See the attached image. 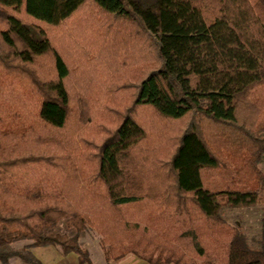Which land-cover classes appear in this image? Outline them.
Masks as SVG:
<instances>
[{
  "label": "trees",
  "instance_id": "obj_1",
  "mask_svg": "<svg viewBox=\"0 0 264 264\" xmlns=\"http://www.w3.org/2000/svg\"><path fill=\"white\" fill-rule=\"evenodd\" d=\"M212 1L209 16L201 0H91L55 35L47 27L88 0H0L15 58L51 57L50 76L27 79L19 99L35 105L30 123L9 122L0 101V264H43L12 248L19 239L93 264L78 241L87 227L110 263L264 264V0ZM138 33L151 53L138 55ZM82 48L111 61L93 67ZM186 118L163 159L145 149L152 123L172 124L160 131L175 140ZM256 205L250 244L222 212ZM62 218L72 234L48 231Z\"/></svg>",
  "mask_w": 264,
  "mask_h": 264
},
{
  "label": "rangeland",
  "instance_id": "obj_2",
  "mask_svg": "<svg viewBox=\"0 0 264 264\" xmlns=\"http://www.w3.org/2000/svg\"><path fill=\"white\" fill-rule=\"evenodd\" d=\"M202 4H205L207 9H205V12L207 15H212L213 12L217 11L216 5L212 0H201ZM95 8L93 3H91V0H88V4L83 6L74 16L69 19L70 21L65 24H61V26L58 27H47V31L49 34H55L58 35L61 31L64 29H68L70 27L71 22L79 23V21L82 19L81 17L84 15L90 13L91 9ZM2 26V21L0 19V27ZM126 26V25H125ZM128 31L130 32L131 26L129 25V28L127 27ZM69 33V32H68ZM139 35L135 37L134 42L138 43L139 49L137 51L138 55L140 54V49H143V45L140 47V43H142L141 37L143 36L142 33H138ZM53 35V36H55ZM73 36V35H72ZM145 39V38H144ZM146 43V41L144 40ZM87 48V47H86ZM86 48H82V51H86V55L89 59L90 65H93L95 67L97 64L100 63L103 64H109V58H107V52L101 51V55L97 57V54L92 55V51L88 50ZM149 52L151 53L152 48L149 49ZM146 49H143L144 51ZM146 52V51H145ZM83 54H80L79 57H82ZM74 58V56H72ZM51 57L47 56L44 57L42 60L35 62L34 64H25L20 62L15 56L12 54L11 50L8 49L0 40V69L3 70L0 73V84L3 85L2 89V96L0 98V101L2 103L8 104V107L10 108V112L12 113L10 115V118L8 119L9 122L15 123V126H19L20 122L26 119V121L29 123L32 117L30 116L31 111L33 112V104L32 102L29 103L28 107H24L20 104V97L26 95L30 90L31 86L27 85V79L30 77H36V78H48L50 76L51 72ZM95 65V66H94ZM6 66V68H3ZM40 67L43 69L45 73V76H43V72L40 69ZM71 77V84L74 83V80L76 77L74 74L70 75ZM10 84V85H9ZM12 85V86H11ZM5 90V92L3 91ZM4 108V107H3ZM24 114V118L22 116ZM13 115V117H11ZM25 121V120H24ZM70 121H74V119H70ZM190 120L185 119L184 122L181 123V125H177L175 129V140L170 139L168 136L162 135L160 129H166L168 132L173 125L172 124H165V123H159L158 121L152 123V131L150 132V137L152 141L148 143L147 147L145 149H149L151 152H156L157 155H159L162 159L165 157V154L167 151H171L173 149V142L177 143V140L179 139V134L184 126L188 124ZM161 122V121H160ZM72 124V123H71ZM160 126V128H159ZM206 126V125H204ZM207 131L209 128L206 129ZM160 131V132H159ZM217 145V144H216ZM220 144H218L219 146ZM258 167L261 169L262 173H264V159L261 160L260 163H258ZM262 214V207L259 205L256 206H249V207H239V208H225L222 212L223 217L227 220V222L230 225L236 226L242 230V232L245 234L248 243L253 244L255 239L258 237L260 233V218ZM48 231L51 232H59V233H67L72 234L74 232L73 228L68 226L66 219L62 218L58 220L53 226H51ZM78 241L84 249L89 257V254L92 253V257L95 261H97L98 257L96 256L97 253H103V249L100 244V235L92 228L87 227L84 231H82L79 234ZM32 241L30 239H19L11 243L12 248L14 249H20L23 251H29L35 258L38 260H41V262H47V259L50 260V258L55 255V252L53 251V248L58 246L50 247L51 245L47 246H31L30 244ZM60 249V248H59ZM48 260V261H49ZM5 264H26L22 260H20L18 257H12L10 260ZM44 264V263H43Z\"/></svg>",
  "mask_w": 264,
  "mask_h": 264
},
{
  "label": "crops",
  "instance_id": "obj_3",
  "mask_svg": "<svg viewBox=\"0 0 264 264\" xmlns=\"http://www.w3.org/2000/svg\"><path fill=\"white\" fill-rule=\"evenodd\" d=\"M53 247V246H50ZM55 255H53L50 260L47 259V262H42L44 264H87L80 263L78 261V255L75 252H68L67 254L61 253L60 249L55 247L53 248ZM98 257L97 261H95L92 257V253L89 254V258L93 264H150L146 260L134 255V254H126L120 260L116 262H108L105 260L103 253H97ZM49 260V261H48ZM41 261V260H40Z\"/></svg>",
  "mask_w": 264,
  "mask_h": 264
}]
</instances>
